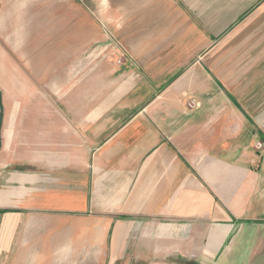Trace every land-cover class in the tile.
<instances>
[{
	"label": "crops",
	"instance_id": "1",
	"mask_svg": "<svg viewBox=\"0 0 264 264\" xmlns=\"http://www.w3.org/2000/svg\"><path fill=\"white\" fill-rule=\"evenodd\" d=\"M48 1L0 0V255L264 264V0H114L94 72Z\"/></svg>",
	"mask_w": 264,
	"mask_h": 264
},
{
	"label": "rangeland",
	"instance_id": "2",
	"mask_svg": "<svg viewBox=\"0 0 264 264\" xmlns=\"http://www.w3.org/2000/svg\"><path fill=\"white\" fill-rule=\"evenodd\" d=\"M47 11V18L37 21L47 24L48 28L55 30L58 45H69L76 51L74 59L88 61V69L96 71L102 63L119 66L125 55L122 52L119 38L115 30L119 28V12L123 6L114 3V0H49L37 4ZM39 11V10H38ZM36 13V12H35ZM108 68V70H110ZM93 71V72H94ZM2 93L0 91V128L3 117ZM77 245V244H76ZM73 245V255H24L27 264L35 262L41 264H103V255L98 252L97 245ZM127 264L128 260H120L116 264ZM17 255H0V264H19ZM114 264L106 259L105 264Z\"/></svg>",
	"mask_w": 264,
	"mask_h": 264
},
{
	"label": "built area",
	"instance_id": "3",
	"mask_svg": "<svg viewBox=\"0 0 264 264\" xmlns=\"http://www.w3.org/2000/svg\"><path fill=\"white\" fill-rule=\"evenodd\" d=\"M193 105H194V103L191 102V103H190V106H193ZM259 148H262V144H261V143L259 144Z\"/></svg>",
	"mask_w": 264,
	"mask_h": 264
}]
</instances>
